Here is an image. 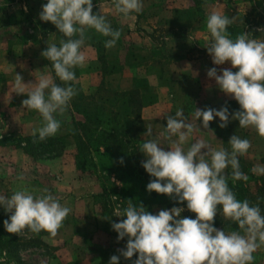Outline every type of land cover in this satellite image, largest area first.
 <instances>
[{
  "label": "rangeland",
  "instance_id": "rangeland-1",
  "mask_svg": "<svg viewBox=\"0 0 264 264\" xmlns=\"http://www.w3.org/2000/svg\"><path fill=\"white\" fill-rule=\"evenodd\" d=\"M92 2L93 13L104 15L114 30L121 31V37L115 47L106 49L104 42L108 38L87 30L88 38L82 48L87 59L83 67L74 69L77 95L64 114L57 115L62 126L54 138L62 141L63 149L59 154L32 156L26 153L23 142L43 121L38 112L22 106L28 97L26 93L13 92L14 76L20 74L24 84H34L43 72L63 86L54 76L51 62L41 53L48 43L59 45L64 37L51 22L39 18L47 0H0V195L10 196L20 186L30 191L46 188L71 209L54 238L46 232L35 234L25 230L18 235L5 229L0 238V264H109L110 257L119 256L118 250L126 249L127 243V237L118 241V233L112 229L113 222L126 218L114 216L117 206L122 210L132 200L133 204L142 203L152 214L172 208L166 197L154 196V191H147V184L131 179L129 157L122 164L124 181L114 177L110 180L125 188L124 199L112 196L111 205L106 208L105 199L99 194L111 182L102 174L78 169L82 156L76 133L77 120L82 116L74 112L82 97H92L86 103L104 105L101 127L125 132L123 144L129 148L134 114L124 103L128 97L122 94L137 92L144 104L140 112L143 131L136 146L142 160L145 156L139 150L140 144L160 138L167 126V116H174L178 108H183L188 121L200 127L189 143L203 139L213 148H228L227 143L235 134L252 144L248 154L240 157V166L250 170L256 164L264 165V139L255 129H242L238 121L231 120V115L239 110L238 102L220 91L215 79L207 76L210 68L216 67L219 75L231 64L214 65L205 47L210 39L205 22L213 11L234 18L228 27L233 38L244 31L264 39V32L257 31L264 28V0H143L142 12L127 18L116 13L113 0ZM225 105L230 114L226 128L219 127L218 117L210 122L209 129L203 128L202 120L193 118L195 108L219 110ZM146 125L152 126V137L143 135ZM161 146L169 150L163 139ZM227 171L230 173L231 169ZM20 176L22 181L18 180ZM249 185L255 187L257 181ZM183 208L182 213L188 211ZM0 212L7 214L4 221L9 219L11 213L5 212L3 206ZM254 256V264H264V249ZM137 258L138 254L131 259L120 256L119 264H134Z\"/></svg>",
  "mask_w": 264,
  "mask_h": 264
},
{
  "label": "clouds",
  "instance_id": "clouds-1",
  "mask_svg": "<svg viewBox=\"0 0 264 264\" xmlns=\"http://www.w3.org/2000/svg\"><path fill=\"white\" fill-rule=\"evenodd\" d=\"M113 4L116 13L125 18L143 9V0H113ZM39 18L51 22L64 37L59 45L48 43L41 53L51 62L55 77L63 86L43 72L34 84H24L22 76L15 74L13 92L26 93L28 98L22 101V106L42 117V126L32 131L33 142L37 136L40 141L54 137L61 129L62 122L57 115L62 116L77 95L73 86L77 79L74 69L86 62L82 48L88 38L87 30L108 38L104 42L106 49L115 47L121 37V31L114 30L104 15L93 13L92 0H47ZM233 22L234 18L217 11L206 18L210 39L205 47L212 63L231 64V68L222 69L219 75L216 67L210 68L207 76L215 79L220 91L238 102L239 110L231 115V120L238 121L242 129H255L264 139V39L244 31L233 38L228 32ZM257 31L262 33L264 28ZM229 115L226 105L219 110L195 108L193 112L194 120H202L204 129H209L216 117L220 120L219 127L226 128ZM146 129L143 135L152 137V126L146 125ZM197 130L200 127L189 122L184 109L178 108L174 116H167V126L160 138L144 140L139 146L145 156L142 167L155 178L147 184V191L166 195L179 204L186 202L187 210L195 214V219L183 217V207L152 214L142 203L133 204L128 200L126 207L121 210L117 206L114 212V216L126 218L112 223L118 241L127 237L126 249H119V256L112 255L109 264H119L120 256L131 259L136 254L134 264H254V253L264 249L261 198L255 204L248 199L240 200L229 186V180L233 185L249 180L241 170L240 157L248 154L251 141L234 134L227 143L228 148L222 145L213 148L203 139L189 143ZM161 139L167 142L169 150L161 146ZM123 162L121 158L120 163ZM250 171L264 176V165L256 164ZM18 180L22 181L23 177ZM0 206L11 213L3 222L8 233L46 232L51 238L58 235L71 212L48 189L30 191L24 186L10 196L0 195ZM218 213L236 224L237 230L214 227Z\"/></svg>",
  "mask_w": 264,
  "mask_h": 264
},
{
  "label": "trees",
  "instance_id": "trees-1",
  "mask_svg": "<svg viewBox=\"0 0 264 264\" xmlns=\"http://www.w3.org/2000/svg\"><path fill=\"white\" fill-rule=\"evenodd\" d=\"M56 83L59 84L58 81H56ZM122 95L128 97L124 103L131 108V112L134 114L130 133L128 134V143L132 145L129 148L127 145L123 144L125 132H121L114 127L111 129H104L101 127V124L104 123L101 115V112L103 113L105 110L104 105L99 103L92 105L91 101L89 103L85 102L88 99L91 100L92 97H82L80 102L75 104L76 111L74 113L82 116V118L80 117L81 119L77 120L78 130L76 133L79 141V151L82 156V159L78 161V169L86 170V172L89 173L95 172L96 174H102V177L105 178L108 183L111 182V177H114L116 180L124 181L123 175L125 174V168L120 163V160L121 158L124 160L125 157H129L132 164L130 172L131 179L136 180L139 184H148L155 178L151 177L142 167V161L144 160L138 157L136 149L140 134L143 131L140 112L144 107V104L137 96L135 90H130ZM33 140L34 137L30 136L25 138L23 142V147L26 153L32 156L59 154L64 145L60 139L54 137L40 141L37 136L35 138L36 142H33ZM241 170L249 176V180L247 182L237 181L234 185L232 181L229 180V186L237 194V198L240 200L248 199L255 204L257 198H261L260 207L262 209V214H264V176L255 177L251 171L243 165L241 166ZM253 181H257L255 187L249 185L250 182ZM124 193L125 188L117 187L113 181L109 183V185L104 186L99 195L105 199V206L107 208L111 205L110 199L112 196H116L118 200L123 201ZM157 195L161 198L166 197L169 207L181 206L187 209L186 202L179 204L166 195L154 192V196ZM181 215L183 217H191L195 219V214L190 211L182 213ZM4 216H7V214L0 212V238L5 230L3 223ZM214 227L234 230H237L238 228L236 224L225 220L219 213L215 217Z\"/></svg>",
  "mask_w": 264,
  "mask_h": 264
},
{
  "label": "crops",
  "instance_id": "crops-1",
  "mask_svg": "<svg viewBox=\"0 0 264 264\" xmlns=\"http://www.w3.org/2000/svg\"><path fill=\"white\" fill-rule=\"evenodd\" d=\"M99 82H100V81H99ZM148 108H149V110H150V111H152V110H153V108H152V107H148Z\"/></svg>",
  "mask_w": 264,
  "mask_h": 264
}]
</instances>
